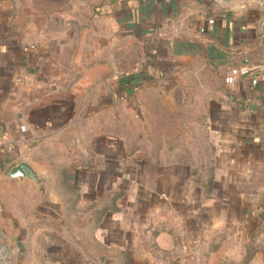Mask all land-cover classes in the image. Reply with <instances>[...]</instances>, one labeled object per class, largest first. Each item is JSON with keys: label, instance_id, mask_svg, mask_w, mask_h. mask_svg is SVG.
Masks as SVG:
<instances>
[{"label": "crops", "instance_id": "crops-1", "mask_svg": "<svg viewBox=\"0 0 264 264\" xmlns=\"http://www.w3.org/2000/svg\"><path fill=\"white\" fill-rule=\"evenodd\" d=\"M261 22L253 2L0 0V262L17 248L30 264H58L63 242L59 253L75 264H212L214 239L259 229L264 83L251 85L254 72L224 80L243 67L264 75ZM132 40L147 59L141 84L188 94L184 104L143 106L175 116L142 138L144 182L135 184L121 143L133 104H90L103 88L117 97L103 78L116 75L117 45L129 51ZM21 161L51 180L48 196L6 178ZM86 208L81 227L63 225Z\"/></svg>", "mask_w": 264, "mask_h": 264}, {"label": "rangeland", "instance_id": "rangeland-1", "mask_svg": "<svg viewBox=\"0 0 264 264\" xmlns=\"http://www.w3.org/2000/svg\"><path fill=\"white\" fill-rule=\"evenodd\" d=\"M122 46L123 45L120 44L117 45V53L114 58L115 60H110L111 63L115 65L116 75L103 78L104 82L108 79L111 82L116 83L120 89L118 90L117 97L115 96L114 98L112 95L108 96L109 91H104L103 88V95L101 96L102 101H91L90 104H117V106L120 104H133V133H131V136L126 141V143H121L124 145L125 150L131 154L130 157L122 158V161L123 159L125 162L131 161L129 164L132 168L129 172L131 177L130 179L135 184L144 182L143 174L140 173V168L142 170L146 168L142 163V160H145L146 162L147 158L140 157V150L142 147L146 148L144 141L141 142L142 138L145 137L150 139V135H154L155 131L159 127V122H162L163 120L165 123H168L165 119H167V121L170 120L171 122V119L173 116H175V111L172 110H168L167 112L164 110L161 111V113H158L159 110L156 106L153 108L154 105H149L148 108H143V106L145 104H184L186 101L185 99L187 98L185 95L188 94H184L182 89L176 87L174 88L172 85L167 91H165L163 86H157L155 81L141 84L140 80H137L136 82L133 81V84H130L131 88L125 90L126 87L119 85L120 82H123L132 76L140 75L143 70H146L148 64L145 51L139 42L132 40V43H130L129 47L127 46L129 51L125 52ZM104 82L102 83L107 85ZM197 92L202 93L203 91H195L193 93L194 97H196ZM193 100L194 104H203V102L195 100V98ZM116 113L117 117H120L121 115L123 116L124 109H120V111L118 110ZM158 117L162 119H159ZM117 143L119 144V142ZM116 147L118 150H121V146L116 144ZM148 161L154 164L156 158H149ZM91 210V208H86L83 210V212L79 211L78 214L75 213L77 210L72 209V212L74 211L75 214L72 216L71 221L63 222V225L71 224V229H75V225H80L79 227H81L85 222L84 219H78L81 217L80 214L87 215ZM258 226L259 229L247 231L246 235L243 234L242 236H237L234 234L230 237H218L214 239L212 246L215 250L213 253H211L212 264H264V215L261 217ZM61 238L63 241L66 239V236ZM71 239L74 241V237H71L70 240ZM59 244L60 247H57V249L54 248L56 254H54V256H57L58 254L61 256H57V258L54 257V263L75 264L70 260L64 259L63 252L59 253L60 250H66L65 243L61 242ZM26 257H28L26 252L18 253V249L16 248L15 251L9 253L5 257V260L1 261L0 264H30ZM57 259H59V261H56ZM38 264H42L41 261L38 262Z\"/></svg>", "mask_w": 264, "mask_h": 264}, {"label": "water", "instance_id": "water-1", "mask_svg": "<svg viewBox=\"0 0 264 264\" xmlns=\"http://www.w3.org/2000/svg\"><path fill=\"white\" fill-rule=\"evenodd\" d=\"M221 4L228 6L242 2H253L262 8L261 36L264 42V0H220ZM6 178L17 180L18 183L29 181L36 188L43 189L46 196L51 192V180L38 168L28 161H21L14 165L6 174Z\"/></svg>", "mask_w": 264, "mask_h": 264}, {"label": "built area", "instance_id": "built-area-1", "mask_svg": "<svg viewBox=\"0 0 264 264\" xmlns=\"http://www.w3.org/2000/svg\"><path fill=\"white\" fill-rule=\"evenodd\" d=\"M208 24L211 25L213 24V21L212 20H209L208 21ZM161 37L163 38H167L169 40H171L173 37L171 36H167L165 34H163ZM252 72H254V74L251 76ZM248 76H251V79H250V83L252 86H257L258 83L262 82L264 83V75L262 74V71L261 70H258V69H249V68H246V67H243V68H238L236 70H232L228 73V75L226 76L225 78V83L228 84V85H232L235 80L239 77H248ZM20 131H23V128H20ZM2 135L0 134V145L2 144Z\"/></svg>", "mask_w": 264, "mask_h": 264}, {"label": "trees", "instance_id": "trees-1", "mask_svg": "<svg viewBox=\"0 0 264 264\" xmlns=\"http://www.w3.org/2000/svg\"><path fill=\"white\" fill-rule=\"evenodd\" d=\"M132 80H134V82H136L137 80H138V77H133L132 78ZM131 80V81H132ZM129 82H130V80H129ZM122 83V84H121ZM127 84H128V82H125V81H123V82H120V84L119 85H122V87H126L127 86Z\"/></svg>", "mask_w": 264, "mask_h": 264}]
</instances>
